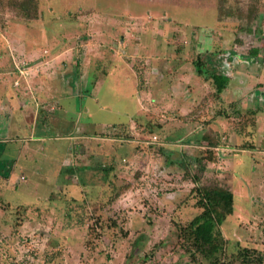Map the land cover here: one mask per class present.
<instances>
[{"label":"rangeland","instance_id":"1","mask_svg":"<svg viewBox=\"0 0 264 264\" xmlns=\"http://www.w3.org/2000/svg\"><path fill=\"white\" fill-rule=\"evenodd\" d=\"M0 264H264V0H0Z\"/></svg>","mask_w":264,"mask_h":264},{"label":"trees","instance_id":"2","mask_svg":"<svg viewBox=\"0 0 264 264\" xmlns=\"http://www.w3.org/2000/svg\"><path fill=\"white\" fill-rule=\"evenodd\" d=\"M255 52L254 48L250 49L249 57H254ZM194 66L198 75H204L211 80L216 94H220L227 87L228 77L217 69L207 68L203 59L197 58L194 61ZM214 145L211 142L207 144V146ZM196 191L198 193L197 204L202 210L183 230L186 234L185 238L194 247V250L210 257L218 250L219 231L217 226L226 215L233 212L234 196L229 189L221 187L198 186Z\"/></svg>","mask_w":264,"mask_h":264},{"label":"crops","instance_id":"3","mask_svg":"<svg viewBox=\"0 0 264 264\" xmlns=\"http://www.w3.org/2000/svg\"><path fill=\"white\" fill-rule=\"evenodd\" d=\"M56 66V65H55ZM52 68V65H42L41 69L45 72V74L50 78V73H51V69ZM51 69V70H50ZM36 81V80H35ZM44 81H42L41 79L37 82H35V86H33L31 84L30 86V83H23L21 89H19L20 93H26L27 94V97H28V94L31 92H44V95L46 96H51L50 93H49V89H45L44 88ZM2 86V85H1ZM29 88H32V89H29ZM28 89V90H27ZM27 90V91H26ZM28 92V93H27ZM42 94H39L38 96L41 97ZM44 97V96H43ZM29 98V97H28Z\"/></svg>","mask_w":264,"mask_h":264},{"label":"built area","instance_id":"4","mask_svg":"<svg viewBox=\"0 0 264 264\" xmlns=\"http://www.w3.org/2000/svg\"><path fill=\"white\" fill-rule=\"evenodd\" d=\"M26 62L25 61H20L19 63H16L15 69L19 73L18 78L15 80V85L19 84V79L22 76H25L27 74V67L25 66Z\"/></svg>","mask_w":264,"mask_h":264}]
</instances>
